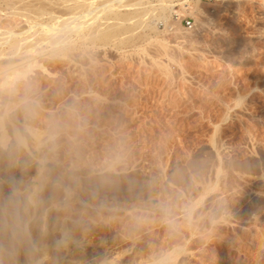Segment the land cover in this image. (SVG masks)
<instances>
[{"label":"rangeland","instance_id":"374dc122","mask_svg":"<svg viewBox=\"0 0 264 264\" xmlns=\"http://www.w3.org/2000/svg\"><path fill=\"white\" fill-rule=\"evenodd\" d=\"M180 1L181 31L145 17L108 43L73 34L75 49L0 99L4 263L45 243V226L55 249L42 264H264V0H202L192 14ZM32 181L38 211L23 196Z\"/></svg>","mask_w":264,"mask_h":264},{"label":"bare ground","instance_id":"6f19581e","mask_svg":"<svg viewBox=\"0 0 264 264\" xmlns=\"http://www.w3.org/2000/svg\"><path fill=\"white\" fill-rule=\"evenodd\" d=\"M97 1L98 0H0V99L16 97L14 96V92L20 90L18 86L31 82L29 77L27 78L26 76L29 72H32V70L34 71V68L36 69V67H39V69L47 71L46 66L42 62L43 57L53 58V56L55 57L57 54H66L68 51L75 49L73 34L82 37L84 40L90 39L94 42L95 39L99 38L101 41L107 42L119 34L116 29L123 25L125 21L133 19L131 23V27H133L143 23V18L145 17L163 21L165 25L163 29H158L154 24L156 22L153 23L154 25L152 23L148 24L149 22L147 25L145 22V25L154 32H158L157 29L160 30L161 33H172V31L176 32L175 30H179V27H177L175 23L178 21L176 20L178 19L176 16L178 17L179 15V10L177 11L174 9L177 4L175 0H130L129 2L126 0H106L99 5L96 4ZM201 1L202 0H181L179 3L181 10L183 9L182 11H190L192 14L198 12L199 9L196 4ZM123 6L132 7V10L122 13L120 9ZM180 15L182 16V14ZM181 16L179 17L181 18ZM110 18H113L115 23H107L105 21L93 28V25L99 20H108ZM23 21L26 25L24 24V26H19V29H16L18 24ZM127 28H130V26L126 27V29ZM165 35H163V37L155 35L154 38L164 52L167 48H170L166 40L167 35ZM43 44L48 45V48H50L49 52H46L48 48H44V46H42ZM17 82L19 84H16ZM9 118L10 114H8L7 111L4 110L0 112V157L1 154H3V148L7 145L9 137L6 131V121H8ZM15 127L16 126H14L13 130L18 142L26 144V140L24 141L22 137L23 134ZM30 130L34 134L36 140L35 145L41 144L42 139L40 135L43 131L33 130V128ZM42 176L37 175L35 178H40ZM32 182V187L29 190L27 189V191L21 192H24L23 196L27 198L25 200H30L28 202H31L33 205L31 203L28 204L33 206L32 209L34 208L36 211L41 205L39 189L42 186V181ZM64 223L65 222L62 224L64 225ZM44 227L42 232L47 235L46 242L43 240L45 242L43 243L40 239H32L26 246L21 245L24 247L22 249H24L26 253L28 251L26 255V258H28H24L22 262L18 260L19 262L16 264H42V257L52 252L53 236L52 233L48 231L49 228L47 227V230L44 229ZM68 230L65 225L61 228L65 236L69 234ZM34 231H32V228L29 226L28 233L30 238L33 237ZM44 237L41 238L45 239L46 237ZM56 245L55 247H57ZM16 250L17 249H15V252ZM171 255L172 253H168L164 260H167ZM59 256L57 255L56 257L55 255L56 258ZM54 258L53 260H55ZM59 260L60 259L57 261ZM161 261L163 262V260L140 261V264H161ZM5 263L0 259V264Z\"/></svg>","mask_w":264,"mask_h":264},{"label":"built area","instance_id":"2783aa9c","mask_svg":"<svg viewBox=\"0 0 264 264\" xmlns=\"http://www.w3.org/2000/svg\"><path fill=\"white\" fill-rule=\"evenodd\" d=\"M182 22H184L185 23V25L188 27V28H192L193 27V24H192V21H191V19L190 18H183L182 19Z\"/></svg>","mask_w":264,"mask_h":264}]
</instances>
